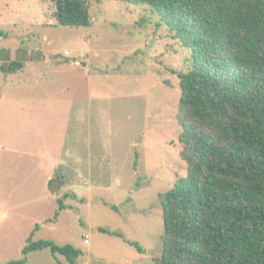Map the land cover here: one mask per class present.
I'll return each mask as SVG.
<instances>
[{"label":"rangeland","instance_id":"rangeland-1","mask_svg":"<svg viewBox=\"0 0 264 264\" xmlns=\"http://www.w3.org/2000/svg\"><path fill=\"white\" fill-rule=\"evenodd\" d=\"M56 1L0 0V50L27 63L0 76V264L22 258L18 228L54 220L66 195L36 240L82 250L77 264H154L159 197L188 175L177 113L192 51L147 5L88 0L90 27L70 28ZM26 264L69 263L47 249Z\"/></svg>","mask_w":264,"mask_h":264},{"label":"trees","instance_id":"trees-1","mask_svg":"<svg viewBox=\"0 0 264 264\" xmlns=\"http://www.w3.org/2000/svg\"><path fill=\"white\" fill-rule=\"evenodd\" d=\"M115 1L149 6L192 51L188 74L179 76L177 113L188 175L159 197L165 235L154 264H264V0ZM54 19L61 27L88 28L91 5L57 0ZM6 58L0 50V75L24 69V62ZM66 197L57 200L54 220L67 209ZM39 228L22 258L7 264H26L47 249L69 264L84 256L72 245L36 240Z\"/></svg>","mask_w":264,"mask_h":264},{"label":"crops","instance_id":"crops-1","mask_svg":"<svg viewBox=\"0 0 264 264\" xmlns=\"http://www.w3.org/2000/svg\"><path fill=\"white\" fill-rule=\"evenodd\" d=\"M5 51V50H4ZM7 58L9 59V57H8V55H7ZM25 64V63H24ZM26 65H27V63L25 64V67H24V69L22 70V72L25 70V68H26ZM22 72H20V73H22ZM1 76V75H0ZM0 113H2V107H1V109H0ZM2 138H3V140H4V137H3V134H2ZM10 152V149H7V148H4L2 145H1V142H0V159L1 158H4L5 157V154L6 153H9ZM45 158H47V156H45ZM49 158V157H48ZM55 181V178H50L49 179V186H51L52 185V182H54ZM48 224H46V223H42V226L40 225V223H39V221L38 220H35V219H30V221H27L26 223H24L23 225H22V227L21 228H18V233L19 234H21V235H26V237H25V241H26V239L34 232V231H36V227L37 226H39L40 228L37 230V232H36V239H38L37 238V235L41 232V230H42V228L43 227H46L47 225H53V224H57V220H49L48 222H47ZM54 226H56V225H54Z\"/></svg>","mask_w":264,"mask_h":264},{"label":"built area","instance_id":"built-area-1","mask_svg":"<svg viewBox=\"0 0 264 264\" xmlns=\"http://www.w3.org/2000/svg\"><path fill=\"white\" fill-rule=\"evenodd\" d=\"M83 242L86 246L90 245V235L88 234L84 235Z\"/></svg>","mask_w":264,"mask_h":264}]
</instances>
